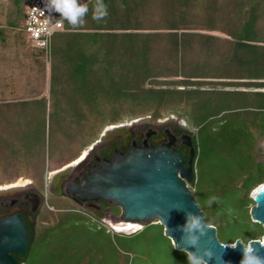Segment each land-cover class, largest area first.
Masks as SVG:
<instances>
[{
    "label": "trees",
    "instance_id": "obj_1",
    "mask_svg": "<svg viewBox=\"0 0 264 264\" xmlns=\"http://www.w3.org/2000/svg\"><path fill=\"white\" fill-rule=\"evenodd\" d=\"M9 1L6 25L18 26L26 41L22 27L31 0ZM56 14L63 29L52 35L47 59L41 48L31 45L34 56L47 63L48 95L65 74L80 80L84 88L80 120L87 125L95 121L94 134L124 117L148 115L155 120L174 113L185 118L192 128L188 132L194 150L189 190L198 203L200 198L211 206L209 219L204 215L206 223L215 226L216 235L221 232L217 237L223 243L261 238L264 228L250 219L248 206L254 203L252 189L264 181V156L260 160L256 153L264 138V91L224 86L264 88V0H61ZM155 35L157 43L149 40ZM4 40L0 27V41ZM42 67L34 76L25 74L28 96H17L13 84L8 95L0 93L1 118L9 111L27 117L38 110L45 113L47 96L33 84L43 74ZM161 76L181 78L164 81L170 84L166 87L146 86V80ZM9 140L0 133V183L29 175L43 190L44 169L25 164L30 155L8 148ZM51 199L58 200L50 198L33 216V224L25 221V252L12 254L19 264H30L35 245L56 229L99 231L107 237L114 233L85 210L70 207L74 203L59 199L55 206ZM146 226L157 227L163 236L157 222L124 236ZM88 242L98 247L96 235Z\"/></svg>",
    "mask_w": 264,
    "mask_h": 264
},
{
    "label": "rangeland",
    "instance_id": "obj_2",
    "mask_svg": "<svg viewBox=\"0 0 264 264\" xmlns=\"http://www.w3.org/2000/svg\"><path fill=\"white\" fill-rule=\"evenodd\" d=\"M11 6L9 0H0V27L3 28L5 37L4 42L0 41V93L8 95L13 84L17 96H28L24 91L25 74L30 73L34 76L35 70L43 66V74L38 75L40 79L34 81L33 84L37 92L46 94L47 109L44 114H41L42 110H38L28 117L26 114L15 115L9 111L8 119L0 117V133L10 137L8 148H17L23 155H30L25 164H29L32 169H44L43 181L45 182L49 171L69 160L83 147L86 141L88 142L96 134H94L96 122L92 121L87 125L85 121L80 120V118H84L81 108V104L84 103L81 91L84 88L81 87L80 80L76 78L73 80L70 75L65 74L59 79L60 82L54 83L48 95L47 63L44 61L43 64L40 58L34 56V49L22 38L18 26L12 29L6 25ZM158 37L150 36L149 40L157 43ZM18 74L20 75L19 81L16 80ZM99 76L101 74L93 77L98 78ZM180 78V76H161L146 80L145 84L146 86L166 87L170 84L164 83V81ZM188 87H193V85ZM208 87V85L200 86V88ZM224 88L247 90L245 86H224ZM254 90L260 89L254 88ZM132 119L134 118L124 117L119 123L129 122ZM157 120L166 125H180L189 131L192 130L185 118L174 113H165ZM105 126L100 127L95 138L99 136ZM256 153L261 160L264 156V138L258 141ZM27 180H32L31 176L20 175L10 177L0 185L21 184ZM190 186L191 183H189ZM58 200L51 199V202L56 206ZM198 201L206 220H208L211 214L209 207L211 206L200 198ZM252 205L253 203L248 206L249 210ZM70 207L84 211L81 207L77 206V208L73 204ZM56 230L54 234L45 233L38 246L35 245L30 264H72V261L76 264H196L186 252L174 248L168 237L164 234V237L161 236L155 226H146L143 231H139L131 237L116 232L112 233L111 237H107L99 231H95V233L90 231V233L79 230L72 232L65 229ZM220 233L219 231L217 236L220 237ZM95 235L98 247L92 246L88 242L91 238L93 240ZM72 251L74 255H72Z\"/></svg>",
    "mask_w": 264,
    "mask_h": 264
},
{
    "label": "water",
    "instance_id": "obj_3",
    "mask_svg": "<svg viewBox=\"0 0 264 264\" xmlns=\"http://www.w3.org/2000/svg\"><path fill=\"white\" fill-rule=\"evenodd\" d=\"M127 128L125 123L107 125L92 145L109 140ZM174 139L170 134L166 142L158 145L133 143L126 153L115 152L111 160L104 159L79 182L67 184L65 190L79 201L102 199L117 206L118 219L104 222L113 232L130 234L144 224L157 222L174 248L203 264H264V235L246 243L240 238L223 243L216 235L215 226L206 223L199 203L189 190L194 177L193 147L185 159L173 147ZM183 142L191 145L189 136ZM85 153L52 171V176L67 177L79 166ZM16 190L18 187L11 184L0 185V197ZM250 198L254 202L249 210L250 219L264 228V181L252 190ZM26 246L27 230L22 215L0 214V264H19L12 254H23ZM249 248L251 251H247Z\"/></svg>",
    "mask_w": 264,
    "mask_h": 264
},
{
    "label": "flooded vegetation",
    "instance_id": "obj_4",
    "mask_svg": "<svg viewBox=\"0 0 264 264\" xmlns=\"http://www.w3.org/2000/svg\"><path fill=\"white\" fill-rule=\"evenodd\" d=\"M129 122H124L127 129L119 132L116 136L106 141H100L94 145L93 142L101 137L94 139L85 149H81L80 153L69 160L71 162L76 160L82 152L86 151L79 166L73 170L65 178H54L52 171L62 167L66 163L61 164L56 169L49 171L46 175L43 190L32 180H27L21 184H11V186L18 187L13 194L0 197V214H8L11 212H19L26 222L33 224V216L40 212L50 198L63 199L66 202H72L75 205L84 209L93 219L104 222L110 220H117L119 211L115 212L113 204L102 200H85L79 201L71 194L67 193L65 187L69 183L79 182L80 179L93 167L98 166L104 159L111 160L115 152L126 153L132 144L142 145L143 142L149 145H158L168 140L171 134L175 137L173 147L180 151L185 159H188L191 145L185 144L183 141L189 132L184 126L166 125L160 120H151L149 116L138 117ZM190 139V137H189ZM191 142V140H190ZM105 225V224H104Z\"/></svg>",
    "mask_w": 264,
    "mask_h": 264
},
{
    "label": "built area",
    "instance_id": "obj_5",
    "mask_svg": "<svg viewBox=\"0 0 264 264\" xmlns=\"http://www.w3.org/2000/svg\"><path fill=\"white\" fill-rule=\"evenodd\" d=\"M61 0H31L26 7L23 22L25 39L34 47L41 48L47 59L53 34L63 29L62 19L56 11Z\"/></svg>",
    "mask_w": 264,
    "mask_h": 264
},
{
    "label": "crops",
    "instance_id": "obj_6",
    "mask_svg": "<svg viewBox=\"0 0 264 264\" xmlns=\"http://www.w3.org/2000/svg\"><path fill=\"white\" fill-rule=\"evenodd\" d=\"M218 35L222 36V34H219V33H218ZM258 89H260V90H254L253 87H247V90H248V91H264V88H258ZM245 90H246V89H245Z\"/></svg>",
    "mask_w": 264,
    "mask_h": 264
},
{
    "label": "clouds",
    "instance_id": "obj_7",
    "mask_svg": "<svg viewBox=\"0 0 264 264\" xmlns=\"http://www.w3.org/2000/svg\"><path fill=\"white\" fill-rule=\"evenodd\" d=\"M247 251H251V249L249 248V249H247Z\"/></svg>",
    "mask_w": 264,
    "mask_h": 264
},
{
    "label": "bare ground",
    "instance_id": "obj_8",
    "mask_svg": "<svg viewBox=\"0 0 264 264\" xmlns=\"http://www.w3.org/2000/svg\"><path fill=\"white\" fill-rule=\"evenodd\" d=\"M124 226H131V225H124Z\"/></svg>",
    "mask_w": 264,
    "mask_h": 264
}]
</instances>
